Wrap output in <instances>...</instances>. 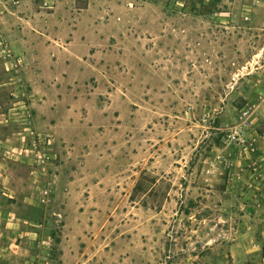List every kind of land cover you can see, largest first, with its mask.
<instances>
[{
  "label": "rangeland",
  "instance_id": "1",
  "mask_svg": "<svg viewBox=\"0 0 264 264\" xmlns=\"http://www.w3.org/2000/svg\"><path fill=\"white\" fill-rule=\"evenodd\" d=\"M19 2L33 8L25 15H59L55 0L0 6ZM84 2L73 0L61 17L78 16ZM121 2L101 0L92 11L111 37L100 47L125 51L120 100L100 97L109 132L116 131L109 140L120 144L115 175L126 177L128 195L99 201L106 208L95 215L68 218L60 203L43 206L37 231H50L55 246L50 255L39 247L31 253L49 264H264L263 212L247 215L245 203L233 202L229 138L247 74L264 62V0H132L128 10ZM24 64L0 31V159L22 191L30 171L42 170L37 149L53 157L41 186L51 185L61 143L35 117ZM139 180L143 189L135 191Z\"/></svg>",
  "mask_w": 264,
  "mask_h": 264
},
{
  "label": "crops",
  "instance_id": "2",
  "mask_svg": "<svg viewBox=\"0 0 264 264\" xmlns=\"http://www.w3.org/2000/svg\"><path fill=\"white\" fill-rule=\"evenodd\" d=\"M55 1V13H59L55 17L47 16L43 9L30 16L23 14V10L33 9L27 7L28 2L4 4L5 9L0 6V31L23 56L21 73L32 86L30 100L37 121L61 142L56 151L59 164L50 179L51 204L60 203L68 218L102 214L106 207L98 206L99 201L128 195V189L123 193L126 177L115 175L120 144L109 140L116 131L109 132V117L100 97L106 93L107 99L112 98L107 104L120 100L117 90L126 72L125 51L109 45L100 47L108 44V38L111 40L107 32L100 30L99 14L93 13L95 3L101 0H85L76 17L68 10L61 17L73 0ZM121 1L122 8L128 10L126 3L132 0ZM247 8L245 5V13ZM112 18L109 13L107 20ZM247 80L246 99L236 108L230 126L233 202L237 199L241 205L245 203L247 215L260 211L264 215V62L250 69ZM5 161L0 159V264H34L36 260L43 264L41 256L31 252L44 214L34 194L47 179L33 168L28 187L22 191L10 183L6 168L11 165ZM236 193L241 197H234ZM64 227L66 231L67 224ZM65 231L59 242L61 248Z\"/></svg>",
  "mask_w": 264,
  "mask_h": 264
},
{
  "label": "built area",
  "instance_id": "3",
  "mask_svg": "<svg viewBox=\"0 0 264 264\" xmlns=\"http://www.w3.org/2000/svg\"><path fill=\"white\" fill-rule=\"evenodd\" d=\"M3 51L10 57H12V50L8 44H3ZM244 115L247 114V111H244ZM48 139V137H46ZM36 140V139H35ZM34 141V139H32ZM52 139L49 137L48 139V144H50ZM46 142V141H45ZM33 145L36 144L33 143ZM43 148V146H42ZM37 149V148H35ZM36 156L38 158L37 161V166L42 167L41 172L45 174L44 170L47 165H50L53 163V157L50 154H47L46 152L44 153V150L42 149H37ZM52 198H53V192H52V186L46 185V186H39L38 188V193H37V203L40 206H47L52 203ZM36 247L41 248L44 251H47L48 255H50V252L52 251L53 247L55 246V239L50 231H36ZM43 264H49V261H43Z\"/></svg>",
  "mask_w": 264,
  "mask_h": 264
},
{
  "label": "trees",
  "instance_id": "4",
  "mask_svg": "<svg viewBox=\"0 0 264 264\" xmlns=\"http://www.w3.org/2000/svg\"><path fill=\"white\" fill-rule=\"evenodd\" d=\"M137 189H143V187H142V183H141V181L139 180L138 182H137V184H136V186H135V188H134V190L136 191ZM133 198H134V195L132 196Z\"/></svg>",
  "mask_w": 264,
  "mask_h": 264
}]
</instances>
